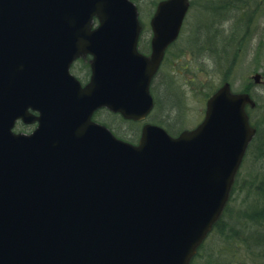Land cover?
<instances>
[{
    "label": "water",
    "instance_id": "water-1",
    "mask_svg": "<svg viewBox=\"0 0 264 264\" xmlns=\"http://www.w3.org/2000/svg\"><path fill=\"white\" fill-rule=\"evenodd\" d=\"M188 7L157 3L145 55L131 0H0V264H190L255 133L254 100L224 82L195 128L145 123L137 144L92 120L146 117ZM86 54L81 85L69 67ZM18 118L37 125L15 133Z\"/></svg>",
    "mask_w": 264,
    "mask_h": 264
},
{
    "label": "rangeland",
    "instance_id": "rangeland-1",
    "mask_svg": "<svg viewBox=\"0 0 264 264\" xmlns=\"http://www.w3.org/2000/svg\"><path fill=\"white\" fill-rule=\"evenodd\" d=\"M157 1L136 0L141 23L138 42L140 49H147L149 44V19ZM190 2L181 33L152 81L153 88L156 87L153 90L156 96L158 92L161 94L160 89L165 85L166 95L170 93L174 99L179 97V102L173 99L178 104V110L166 116V110L161 109L158 104L146 121L152 122L155 119L162 123L164 128L171 127L173 135L177 134L183 129L193 128L200 122L206 98L212 88H216L224 80L230 82L233 91H242L250 85V92L258 106L251 110L249 115L257 131L261 129V133L258 132L249 144L234 181L236 189L233 193L234 207L231 205L234 210L231 213L243 217L245 210L249 211L253 199H259V195L250 187L254 181L252 177H255L256 182H260V177L264 175V152L260 147V140L264 138V0ZM215 5L217 8L214 13L211 8ZM221 9L224 12H220ZM210 25L213 26L212 32L216 37L211 31L208 32ZM216 59L219 63H216ZM85 67V63L77 60L71 70L74 75L84 79L87 76ZM257 71L262 74V82L258 84L251 78ZM94 117L111 122L112 129L117 134L130 139V142H136L139 134L137 128L140 130L141 123H129L119 114L102 109L98 110ZM257 148L261 149L260 153ZM231 250V246L224 242V237L216 231L211 232L194 264H244L231 256Z\"/></svg>",
    "mask_w": 264,
    "mask_h": 264
},
{
    "label": "trees",
    "instance_id": "trees-1",
    "mask_svg": "<svg viewBox=\"0 0 264 264\" xmlns=\"http://www.w3.org/2000/svg\"><path fill=\"white\" fill-rule=\"evenodd\" d=\"M134 1L136 2V0ZM216 8L217 7L215 5L212 6L211 9L215 10ZM212 29L213 26L210 25L208 28V32H212ZM212 35L216 37L214 32H212ZM207 39H209V37ZM209 41L211 40L209 39ZM216 63H219L217 59ZM165 87L166 86L164 85V87L160 89L161 94H159L158 92V96H156L154 93V98L156 107L159 104V107H161V109L166 110V116H169L171 113H174L175 110H178V104L174 100L177 99V101L179 102V97L176 96V99H174L172 94L167 93L166 95V92L164 90ZM213 89L214 88L209 91V94ZM250 89V85L244 88V90L246 91H249ZM165 96H168V98H165ZM170 98L172 100H170ZM257 106L258 103L256 104V107ZM99 121L112 129L111 122L105 119H100ZM152 122L157 123L159 125H163L155 119H153ZM112 130L116 135L122 137L120 134H117L114 129ZM168 130L171 132L170 127ZM258 132L261 133V129H259L257 133ZM260 147L263 149L264 152V138L260 140ZM257 151L260 153L261 149L257 148ZM262 168L264 169V165L262 166ZM252 179L255 181V177H252ZM259 180L260 182L253 181L250 186L254 190L256 195H259V199H253L252 203H250L249 205V211L248 209H246L243 217L238 216V214L235 216L231 213L234 210L233 193L236 189L235 182L231 191L230 199L227 205L225 206L224 212L219 218V220L215 223L212 230V233L216 231L219 235L224 237V242L231 246V256H233L235 260L242 261L244 264H264V175H262ZM232 204L233 207H231Z\"/></svg>",
    "mask_w": 264,
    "mask_h": 264
},
{
    "label": "flooded vegetation",
    "instance_id": "flooded-vegetation-1",
    "mask_svg": "<svg viewBox=\"0 0 264 264\" xmlns=\"http://www.w3.org/2000/svg\"><path fill=\"white\" fill-rule=\"evenodd\" d=\"M89 59H90L89 55H86L83 58H78L77 59V60H80L81 62L86 64L85 68H86L87 76L84 79H81V78H79V76L75 75L80 80L81 84H85L88 81L89 76H90ZM77 60H75V61H77ZM74 62H73V64H74ZM73 64H72V66H73ZM72 66H71V68H72ZM30 112H32L33 114L37 115L36 111H33V110L30 109ZM36 124H37L36 122L30 123V124H25L21 120H17L15 125H14V131H16V132H19V131L30 132V131H32L35 128Z\"/></svg>",
    "mask_w": 264,
    "mask_h": 264
},
{
    "label": "bare ground",
    "instance_id": "bare-ground-1",
    "mask_svg": "<svg viewBox=\"0 0 264 264\" xmlns=\"http://www.w3.org/2000/svg\"><path fill=\"white\" fill-rule=\"evenodd\" d=\"M214 11V13H215V10H213ZM220 12H224L222 9H221V11ZM217 14H218V12H217Z\"/></svg>",
    "mask_w": 264,
    "mask_h": 264
}]
</instances>
